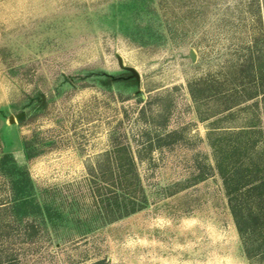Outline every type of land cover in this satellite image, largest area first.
I'll list each match as a JSON object with an SVG mask.
<instances>
[{
	"label": "rangeland",
	"instance_id": "obj_1",
	"mask_svg": "<svg viewBox=\"0 0 264 264\" xmlns=\"http://www.w3.org/2000/svg\"><path fill=\"white\" fill-rule=\"evenodd\" d=\"M259 48L264 0H0V156L66 199L60 224L4 242L14 264H264L244 252L207 136L252 114L201 119L189 90ZM116 144L145 204L86 222L88 165Z\"/></svg>",
	"mask_w": 264,
	"mask_h": 264
},
{
	"label": "trees",
	"instance_id": "obj_2",
	"mask_svg": "<svg viewBox=\"0 0 264 264\" xmlns=\"http://www.w3.org/2000/svg\"><path fill=\"white\" fill-rule=\"evenodd\" d=\"M189 90L194 101L206 104L199 110L201 119L215 114L217 120L233 119L245 110L252 114L239 123L211 125L207 136L244 252L264 263V130L259 124L260 113L264 115V48L250 50L223 80H194ZM250 99H255L252 104L241 105ZM211 100L214 106L209 110ZM138 155L142 157L141 149ZM0 171L4 177L0 180V264H14L18 252L4 242L33 241L48 225L60 224L66 199L57 200L53 188L36 190L27 168L9 152L0 156ZM86 185L88 200L77 209L84 207L89 223L114 221L139 210L146 201L135 155L125 144L111 146L88 165ZM67 204L73 206L71 201Z\"/></svg>",
	"mask_w": 264,
	"mask_h": 264
}]
</instances>
